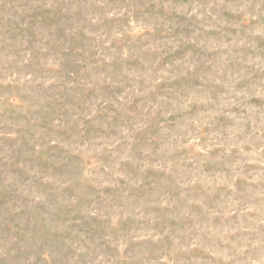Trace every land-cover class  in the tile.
<instances>
[{
    "label": "rangeland",
    "instance_id": "374dc122",
    "mask_svg": "<svg viewBox=\"0 0 264 264\" xmlns=\"http://www.w3.org/2000/svg\"><path fill=\"white\" fill-rule=\"evenodd\" d=\"M0 264H264V0H0Z\"/></svg>",
    "mask_w": 264,
    "mask_h": 264
}]
</instances>
